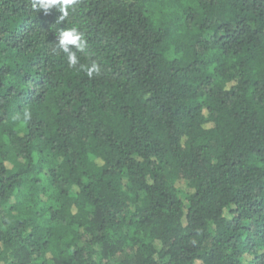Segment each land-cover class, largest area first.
<instances>
[{"label": "trees", "instance_id": "trees-1", "mask_svg": "<svg viewBox=\"0 0 264 264\" xmlns=\"http://www.w3.org/2000/svg\"><path fill=\"white\" fill-rule=\"evenodd\" d=\"M67 11L0 0V264H264V0Z\"/></svg>", "mask_w": 264, "mask_h": 264}, {"label": "clouds", "instance_id": "clouds-1", "mask_svg": "<svg viewBox=\"0 0 264 264\" xmlns=\"http://www.w3.org/2000/svg\"><path fill=\"white\" fill-rule=\"evenodd\" d=\"M75 2L76 0H31V7L38 13L43 11L45 14L55 8L62 14L58 19H62L68 15V6ZM56 47L66 54L68 65L70 67H75L79 63L77 52H82L84 50L85 42L82 39V34L76 28H71L62 30L59 33ZM98 71V66L93 63L91 67L87 68L86 74L91 77L94 72ZM25 118H28V114H25Z\"/></svg>", "mask_w": 264, "mask_h": 264}]
</instances>
